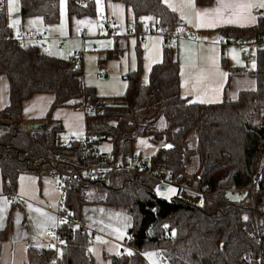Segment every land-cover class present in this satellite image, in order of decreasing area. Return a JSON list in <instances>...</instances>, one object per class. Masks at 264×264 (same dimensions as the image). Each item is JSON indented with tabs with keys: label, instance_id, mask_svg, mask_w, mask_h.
Returning a JSON list of instances; mask_svg holds the SVG:
<instances>
[{
	"label": "trees",
	"instance_id": "obj_1",
	"mask_svg": "<svg viewBox=\"0 0 264 264\" xmlns=\"http://www.w3.org/2000/svg\"><path fill=\"white\" fill-rule=\"evenodd\" d=\"M59 1L18 0L20 18L39 16L44 24H55L59 20ZM121 1L132 12L137 26L153 24L163 32L172 29L173 11L161 0ZM66 6L69 19L95 11L93 0H66ZM228 32L233 37H258L264 34V25L232 28ZM12 35L6 2L0 0V74L8 85V103L0 109L3 192L15 191L20 174L39 177L42 169L66 173L74 170L81 163L84 137H89L86 142L95 146L98 141L110 142L112 159L128 155L134 160L139 157L131 150L136 137L147 135L162 141L150 156L151 162L164 155L175 181L188 182L186 179L192 175L196 187L209 195L201 206L177 194L168 199L155 193L158 185L154 179L137 177L134 170H114L106 176L73 181L66 192L65 205L75 218L79 219L77 211L84 202L102 203L132 217L127 231L130 247H124L126 251L114 256L111 264H146L141 255L150 250L158 251L165 264H264V235L259 246L247 235V231L256 234V218L264 227V124L260 122L264 111V46L256 50V65L250 71L255 86L239 90L233 99L204 103L181 96L175 48L165 43L162 60L151 66L146 81L141 78V55L136 52L135 69L124 74V92L107 100L97 94L94 86L82 81L79 63L74 65L69 58L48 54L35 42L18 46ZM126 46V42L116 41L112 54L121 53ZM226 69L229 75L244 70L231 65ZM38 92L52 94L41 134L21 127L22 102ZM88 103L90 106L85 107ZM60 106L85 113L84 136L67 144L58 140L61 122L51 117V111ZM160 117L164 127L158 130L155 123ZM191 131L196 134L192 145ZM192 159L197 165L193 174L188 169L187 176L185 170ZM257 172L260 176L253 196L249 189ZM89 184L95 190L93 198L86 195L85 186ZM235 186L246 189L239 194L243 197L239 201L226 197L227 189ZM218 190L217 195L212 194ZM87 235L86 231L62 223L60 238L65 249L58 264H93ZM28 264H51L50 251L34 248Z\"/></svg>",
	"mask_w": 264,
	"mask_h": 264
},
{
	"label": "crops",
	"instance_id": "obj_2",
	"mask_svg": "<svg viewBox=\"0 0 264 264\" xmlns=\"http://www.w3.org/2000/svg\"><path fill=\"white\" fill-rule=\"evenodd\" d=\"M102 1L104 2L105 16L101 15L100 17L102 18H99L98 15H100V12L98 14L96 10L98 9V6H95L94 4V13L70 18L68 32L76 36L80 35V37L84 40V35L96 36L101 33V21H104L106 31H108V23L112 21L115 23L116 27L118 26L119 28L118 30L115 29L112 32L108 31V35L110 33H115L117 30V35H114L115 42L128 43V36L131 34L126 33V26L130 21H133L132 12L123 4L121 0ZM161 1L173 11L174 25L172 29L165 32L159 30V33L149 35L146 39V42L143 44H140L139 39L134 35L137 38L135 49L141 55V78L143 81L147 80L145 77V71L147 73L154 63L160 62L162 60L163 45L166 43L170 45L172 44V46L175 48V55L179 66V91L181 96L189 97L191 100L196 102H219L223 98L233 99L236 97L239 90L249 89L255 86L254 78L250 74V71H252L254 68L248 67L247 64L249 61L245 60L242 51L232 44L222 45L221 41L226 40L228 36H230L228 35V30L232 28L260 27V25L263 26L264 8L252 9L251 15L255 17L254 22L239 18H233L231 22H228L226 17L225 19L217 21L214 26L196 27V12H203L205 9H208L209 12H211L218 7L219 0H211V2L208 4H197L194 0ZM65 9L67 14L66 0L64 10ZM121 17H123L122 20ZM179 19L185 20L191 29L203 34L205 36V40L193 41L177 35L178 32L180 33L181 31H178V29H181L177 25V21ZM24 21L25 23H23ZM26 23H30V18L25 20L20 18V25L17 26V29L21 26L32 28L30 25H24ZM63 29H65V27H63ZM14 33L15 31H13L12 34ZM62 39L63 38L58 36L48 35L45 40V49H48L49 51L47 53L58 56L57 54H54L56 53L54 51L58 50ZM152 42L154 45H151ZM144 44H146V46L145 48H142ZM231 47L236 48L240 52V55L246 65H241L242 67H239L234 64L236 63V60L231 57L229 50ZM82 49L76 53V59L78 62H80L81 55L83 53ZM148 50L150 53H148ZM256 50L254 51L253 55L255 61ZM101 54L107 55L108 53L102 51ZM117 54H114V56ZM252 58H250V60ZM121 63V68L123 70L125 69V64L123 62ZM128 65L129 68H127V71L132 70L131 68L134 66H131L130 68V64ZM226 65L242 68L244 70H240L238 73L229 75ZM106 72H108L107 69H105L104 73ZM105 75L107 76V74ZM82 81L86 83V76L82 78ZM51 101L52 94L47 92L34 93L29 98L23 100V122L21 123L22 129L30 133H43L42 130L45 123V115ZM7 103V80L4 75L0 74V109L3 108ZM51 117L53 119H58L62 124V129L58 132V140L59 133L63 135L68 133L69 135L67 137L69 141L73 138H80L84 136L86 128L85 113L82 109H73L69 106L56 107L51 111ZM36 122H41L43 126L34 131L28 128L30 124ZM191 133L192 131L190 132V135ZM137 155L139 156V154ZM138 158L145 162H151L150 156L147 160H143L140 156ZM22 175L23 174H20L18 176L16 189L14 191L16 194H19L23 197V199L19 201L4 195L6 192H3L2 190L0 179V197H4L8 201L7 203H4L2 200H0V209H2V211H0V262L2 264H28L29 256L33 254L34 248L37 251L39 248L46 249L45 246L52 243L51 239L44 237V230L47 227H54L56 224L55 209L59 196L57 179L55 177H49L46 175L40 174L38 177L32 174L38 180L36 192H38V195L41 197L40 199H34L31 197V194L20 187L18 180ZM42 178H47L48 180L43 181ZM91 189L89 190L91 191ZM163 189H165V187ZM89 190H86V195L90 192ZM22 192L26 194L21 195ZM29 205L32 207L29 208ZM36 209H40V212H37ZM19 212L23 214L25 219L23 218L22 220V228L19 227L18 229L17 227L13 226L12 217L14 214ZM42 213H46L48 216L54 217L55 224L53 225L52 222L49 221L47 226H43L40 223V221L43 219ZM77 216L79 219H81L80 221L84 222L94 230V232L89 237L86 236L90 243L89 252L91 254L93 264H111L112 258L114 256H121L126 251V249L121 246L120 242H127V231L132 224V217L130 214L112 209L111 207H108L102 203L84 202L79 205ZM124 217H128L129 219L125 221L123 219ZM116 228L121 229L123 232L122 237H118V234L114 231ZM97 237H100V239L98 240ZM61 241L62 240L59 236V242L57 245V264L62 251L65 249V247L61 244ZM50 253L52 263V252L50 251ZM136 253H138V251ZM141 256L146 264H153L147 260L143 254Z\"/></svg>",
	"mask_w": 264,
	"mask_h": 264
},
{
	"label": "built area",
	"instance_id": "obj_3",
	"mask_svg": "<svg viewBox=\"0 0 264 264\" xmlns=\"http://www.w3.org/2000/svg\"><path fill=\"white\" fill-rule=\"evenodd\" d=\"M151 25H140L137 26L135 21H130L126 26V33L135 35L140 44L146 42V39L149 35L159 33V29L157 27H153ZM177 25L181 28L180 33L177 35L188 38L193 41H204L205 36L199 33L196 30L191 29L187 22L183 19H179L177 21ZM117 27L114 22L108 23V31H113ZM14 41L18 46H22L24 44L35 42L41 49L46 48V32L45 31H37L28 27H18L15 33L12 35ZM168 37V36H167ZM170 38V37H169ZM222 45L232 44L235 45L238 49H240L243 53L245 60L250 61V58L253 57L254 51L264 46V34L256 36H246V37H233L228 36L226 40L221 41ZM105 72V68L101 67L99 69V75L101 76ZM90 106V103L86 104L85 107ZM89 137H84L85 145L81 149L82 159L79 166H77L74 170L69 173L61 172L55 168L51 169H42L40 171L41 175H46L49 177H55L57 179V186L59 189V196L57 200V205L55 209V218L56 224L54 227H47L44 230V237L47 239H51L52 243L45 246V248L52 252V263L55 264L58 259V242H59V229L60 225L63 223H67L71 228L77 231H86L87 237H89L94 230L91 229L84 222L75 218L66 208L65 198L66 192L70 189L73 181H83L84 177L91 176H106L109 171L114 170H131L135 173L137 177L145 176L148 178H152L157 182V185H165V188L170 184H173L177 187V196L189 202L195 206H201L204 203L205 197L209 195V192L204 190L203 188H197L196 184L192 182H177L175 181L170 172L167 170L165 165V157L164 155H159V157L154 162H145L140 160L139 158H135L132 160L128 155H124L120 160L112 159L109 153L103 152L98 149L97 146L86 142ZM83 141V142H84ZM197 165V162L192 166L191 171L194 170V166ZM187 170V169H186ZM259 172L255 174L254 177V185L249 189L252 195H255L257 191V180L259 179ZM227 190H230L232 193L243 194L246 192V189L242 187H230ZM221 190H218L214 193H219ZM5 196L10 197L16 201L23 199L22 196L14 193H4ZM254 200V199H253ZM247 235L252 237V239L256 242V244L260 245V239L264 235V227H262L259 221L256 218V234L253 231H247ZM122 247H128L127 242H120ZM53 245L54 247H50ZM130 247V246H129ZM243 259H246V254L242 255ZM161 261H164L161 258Z\"/></svg>",
	"mask_w": 264,
	"mask_h": 264
},
{
	"label": "rangeland",
	"instance_id": "obj_4",
	"mask_svg": "<svg viewBox=\"0 0 264 264\" xmlns=\"http://www.w3.org/2000/svg\"><path fill=\"white\" fill-rule=\"evenodd\" d=\"M5 2H6L7 22L10 27V30L13 33V31H16L17 26L20 25V16L18 14V0H16V8L11 14H9L7 11V0H5ZM59 2H60L59 20L57 23L47 25V24H44L41 17L32 16V17H28L30 18V23H26L24 25L26 26L30 25L35 30H45L47 33V36L50 35V36H58V37L63 38L61 41V45L59 46L57 51H54L56 52L54 54H57L60 57L69 58L71 63L74 65L79 63L78 65L80 66L82 70V73H81L82 78L86 76V84L94 86L97 94L106 97L107 100H110L111 97L113 96H118L122 94L126 88V82H125L126 80L124 78L125 76L124 74L125 72H127L128 70L127 68H129L128 64H130V68L131 66H134L131 69H134L136 66V59H137L136 52L137 51L135 47L137 43V38L134 35H129L126 49L122 51L121 53H118L116 56H114V54H112L113 49H114V42H115L114 35H117V30L119 28L118 26H117V30L115 33H110L108 35V31L105 30L104 21H101L100 22L101 33L96 36L84 35L85 39L83 40L80 37V35L76 36L68 32V25H69L70 19L68 18V15L66 14V9L64 10L65 0H63V7L61 5V0ZM94 4L95 6H98V9L96 10L98 14L100 12V15H98L99 18H102L100 17L101 15L105 16L104 2L102 0H99V2L98 0H94ZM28 18H25V19H28ZM122 19L123 17H121V20ZM13 21H16V23H13ZM23 23H25V21ZM63 27H65V29H63ZM151 45H154V43L152 42ZM145 46L146 44H144L142 48H145ZM81 49L83 50V53L81 55L80 62H78L76 59L77 58L76 53L81 51ZM231 49L229 48L231 57H233V59L236 60L235 61L236 63L234 64L239 67H242L241 65H246V63L244 62L243 58L240 55V52L234 47H231ZM43 50L45 52H49L48 49H43ZM102 51L107 52L108 54L107 55L101 54ZM148 53H150L149 50H148ZM121 62L125 64V69L123 70L121 68V64H122ZM247 65L250 68H255V65H256L255 58L253 57L248 62ZM100 67H104L105 69L108 70V72L103 73L101 76L98 75V70ZM148 73L149 71H147V73L145 71L146 78H148ZM105 74H107L106 77L104 76ZM260 122L264 124V111L260 115ZM155 127L158 130H161L164 127L163 117H160L156 121ZM68 135H69L68 133L64 135L59 133V141H62L60 143L67 144L69 142V139L67 137ZM195 139H196V134L194 133V131H192L191 135H189V142L191 145L193 144L192 142ZM160 145H162V141L151 140L149 136L143 135V136L136 137L131 150L135 154H139V156L143 160H147L149 156H151L157 151ZM97 147L99 150L103 152L111 151V143L108 141H98ZM194 163H195L194 159L190 160L189 166L187 170H185V173H187V176H188L189 170H192V166L194 165ZM191 174H193L192 171H191ZM21 177H23V179L19 178L18 180L20 187L24 189L25 191H27L29 194H31V197H33L34 199L36 198L40 199L41 198L40 195H38V192H36L37 187H38L37 178L33 176L32 174H23ZM189 177L190 178L186 180H189L188 182H192L193 184H196V181L194 180L192 175H189ZM42 180L47 181L48 179L42 178ZM85 187H86V190H89L92 188L91 191L89 190L90 192L87 194V196L89 198H93L95 194L94 188L90 184L86 185ZM168 188L176 189L175 193L169 194L167 191ZM0 191H1V187H0ZM155 193L159 196H165L169 199L176 195L177 187L173 184H170L163 190H159L155 188ZM217 194L218 193L214 195H217ZM226 197L228 199H231L232 201H239L243 198L239 194L231 193L230 190L226 193ZM236 197H238V199ZM255 199H256V196L254 200L252 199V201L255 202ZM23 218L24 217L21 212L14 214L12 217L13 226L17 227L18 229L19 227L22 228ZM148 253H154L155 256L153 257L150 255H146ZM142 254L147 260H149L152 263H153V260L155 259L156 261H158V264H164L161 262V257L158 251H154V250H150L149 252L143 251Z\"/></svg>",
	"mask_w": 264,
	"mask_h": 264
},
{
	"label": "snow or ice",
	"instance_id": "obj_5",
	"mask_svg": "<svg viewBox=\"0 0 264 264\" xmlns=\"http://www.w3.org/2000/svg\"><path fill=\"white\" fill-rule=\"evenodd\" d=\"M99 2V0H98ZM61 5L63 7V0H61ZM16 8V0H7V11L9 14H11ZM253 8H264V0H219L218 7L211 12H209L208 9H205L203 12H196V27H202V26H214L215 23L219 20L225 19L227 17L228 22H231L233 18H239L242 20H251L255 21V17L251 15V11ZM63 15V13H62ZM183 18V17H182ZM141 19H150V17H142ZM191 22V21H190ZM13 23H16V21H13ZM181 29H178L180 31ZM165 147H171V145H165ZM23 179V177H21ZM169 194L175 193L176 189L174 188H168L167 189ZM26 193L22 192L21 195H24ZM160 194V193H158ZM238 199V197H236ZM0 200H2L4 203H7L8 201L4 197H0ZM32 206L29 205V208ZM2 211V209H0ZM37 212H40V209H36ZM43 219L40 221V223L43 226H47L48 222L51 221L52 224H55V218L48 216L46 213H42ZM125 221H127L129 218L124 217ZM247 219V217H245ZM62 223L64 221H61ZM114 231L118 234V237L123 236V232L120 228L114 229ZM99 240L100 237H97ZM63 243V241H61ZM50 247H54L53 245H50ZM91 251V250H90ZM131 254V252H129ZM146 255L155 256L154 253H148ZM153 264H158V261L155 259L153 260Z\"/></svg>",
	"mask_w": 264,
	"mask_h": 264
},
{
	"label": "water",
	"instance_id": "obj_6",
	"mask_svg": "<svg viewBox=\"0 0 264 264\" xmlns=\"http://www.w3.org/2000/svg\"><path fill=\"white\" fill-rule=\"evenodd\" d=\"M106 77V75H104ZM43 125L41 122H36V123H32L28 126L29 129H31L32 131L41 128ZM165 187V185H163V188ZM162 188V184L158 186V189H163ZM167 225V224H166Z\"/></svg>",
	"mask_w": 264,
	"mask_h": 264
}]
</instances>
